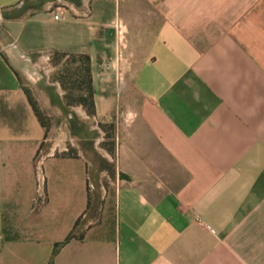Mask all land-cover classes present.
I'll return each instance as SVG.
<instances>
[{
	"label": "crops",
	"instance_id": "crops-1",
	"mask_svg": "<svg viewBox=\"0 0 264 264\" xmlns=\"http://www.w3.org/2000/svg\"><path fill=\"white\" fill-rule=\"evenodd\" d=\"M55 55L69 148L26 90ZM0 264H264V0H0Z\"/></svg>",
	"mask_w": 264,
	"mask_h": 264
},
{
	"label": "rangeland",
	"instance_id": "rangeland-1",
	"mask_svg": "<svg viewBox=\"0 0 264 264\" xmlns=\"http://www.w3.org/2000/svg\"><path fill=\"white\" fill-rule=\"evenodd\" d=\"M79 61L76 65L75 58L51 56L47 62L38 64L32 75L33 79L29 78L26 82V90L43 120L48 138L51 142L57 141L68 148L70 140L79 145L76 135H81L82 131L78 118L87 113L86 102L85 105L80 103L87 98L86 84L82 77H73L76 69L82 65V60ZM61 93L62 97L59 96ZM105 135L108 138L109 133L106 131ZM81 145L84 147V144Z\"/></svg>",
	"mask_w": 264,
	"mask_h": 264
},
{
	"label": "trees",
	"instance_id": "trees-1",
	"mask_svg": "<svg viewBox=\"0 0 264 264\" xmlns=\"http://www.w3.org/2000/svg\"><path fill=\"white\" fill-rule=\"evenodd\" d=\"M58 57L62 58L63 55H59ZM79 59L82 60L81 61L82 65H81V67H79L80 69L79 68H78V70L76 69V72L73 74V77L76 79H78L79 77H82L84 79V82L86 84V96L85 97H87V98H86V100L84 99V100L80 101V103L82 105L84 103V105H85V102H86L87 113L91 115L93 113V102H92V92H91L89 66H88L89 61H88V58H86V57H79ZM30 102L32 104L34 112L36 113V116L40 120L41 124L43 126H45L43 123V120L40 117V114L37 112L34 104L31 101V99H30ZM70 238H71V236L68 237V239H70Z\"/></svg>",
	"mask_w": 264,
	"mask_h": 264
},
{
	"label": "built area",
	"instance_id": "built-area-1",
	"mask_svg": "<svg viewBox=\"0 0 264 264\" xmlns=\"http://www.w3.org/2000/svg\"><path fill=\"white\" fill-rule=\"evenodd\" d=\"M53 13H54L53 18L55 20H57L58 19V15L56 14V12L54 10H53ZM114 28H115L116 33H117L118 44L121 46L122 45V26L119 23H115L114 24Z\"/></svg>",
	"mask_w": 264,
	"mask_h": 264
}]
</instances>
